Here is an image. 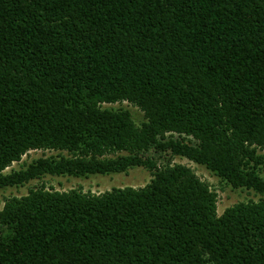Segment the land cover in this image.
<instances>
[{
	"label": "trees",
	"instance_id": "1",
	"mask_svg": "<svg viewBox=\"0 0 264 264\" xmlns=\"http://www.w3.org/2000/svg\"><path fill=\"white\" fill-rule=\"evenodd\" d=\"M261 150L264 0H0V189L152 175L7 198L0 264H264ZM32 151L49 154L5 173ZM157 153L260 198L219 216L216 192Z\"/></svg>",
	"mask_w": 264,
	"mask_h": 264
},
{
	"label": "rangeland",
	"instance_id": "2",
	"mask_svg": "<svg viewBox=\"0 0 264 264\" xmlns=\"http://www.w3.org/2000/svg\"><path fill=\"white\" fill-rule=\"evenodd\" d=\"M121 105L111 104L105 105L107 108H117ZM123 107H126L134 121L140 124L143 121V113L136 107H133L127 103H122ZM48 155L49 153L42 151L29 152L18 163H14L11 167L5 170V173L11 170H19L23 165L28 164L33 159ZM259 154L264 157V150L259 151ZM157 165L163 166L169 162L171 165L179 164L188 167L192 172L203 182L216 192L217 194V214L220 216L227 208L233 206L239 202L258 201L260 196L254 191L245 189H233L227 185L220 178L216 177L205 167L196 165L184 158L170 157L169 155L154 154ZM261 176L264 178V164L261 168ZM152 179L151 173L144 168H134L123 174H111V175H90L85 178L74 177H52L45 176L40 180H34L19 188H5L0 189V210L4 205V201L10 197H21L28 193L32 188L44 185L46 189H53L56 191H70L80 190L84 193L102 194L108 192L113 188H141L147 185Z\"/></svg>",
	"mask_w": 264,
	"mask_h": 264
}]
</instances>
